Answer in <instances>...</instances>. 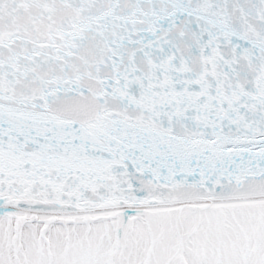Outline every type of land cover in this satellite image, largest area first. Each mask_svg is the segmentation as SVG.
<instances>
[{
    "label": "snow or ice",
    "instance_id": "6c2138e0",
    "mask_svg": "<svg viewBox=\"0 0 264 264\" xmlns=\"http://www.w3.org/2000/svg\"><path fill=\"white\" fill-rule=\"evenodd\" d=\"M0 264H264V0H0Z\"/></svg>",
    "mask_w": 264,
    "mask_h": 264
}]
</instances>
